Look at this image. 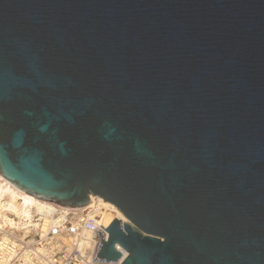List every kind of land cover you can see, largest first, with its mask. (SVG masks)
<instances>
[{
    "label": "water",
    "instance_id": "water-1",
    "mask_svg": "<svg viewBox=\"0 0 264 264\" xmlns=\"http://www.w3.org/2000/svg\"><path fill=\"white\" fill-rule=\"evenodd\" d=\"M0 177L114 205L93 262L264 264V0H0Z\"/></svg>",
    "mask_w": 264,
    "mask_h": 264
},
{
    "label": "built area",
    "instance_id": "built-area-1",
    "mask_svg": "<svg viewBox=\"0 0 264 264\" xmlns=\"http://www.w3.org/2000/svg\"><path fill=\"white\" fill-rule=\"evenodd\" d=\"M3 201V200H1ZM0 216V264H120L127 253L116 262H93L102 231L108 238L101 210L90 201L73 208L55 204V208L38 212L32 208L30 217L19 224L13 211ZM120 219V218H119ZM9 220L14 223L10 224ZM45 220L47 224L45 225ZM122 222L126 221L124 218ZM104 228H102V227Z\"/></svg>",
    "mask_w": 264,
    "mask_h": 264
},
{
    "label": "bare ground",
    "instance_id": "bare-ground-1",
    "mask_svg": "<svg viewBox=\"0 0 264 264\" xmlns=\"http://www.w3.org/2000/svg\"><path fill=\"white\" fill-rule=\"evenodd\" d=\"M92 204L101 210L104 224H109L114 218H120L124 220L120 211L111 203L104 201L97 196H91ZM3 200V201H1ZM32 208H35L38 212H45L55 208V204L37 199L27 193L19 191L11 184L6 182L0 177V216L4 215V210L13 211L18 217L19 224L23 219L30 217ZM10 224L14 222L9 220ZM45 225L47 220H45Z\"/></svg>",
    "mask_w": 264,
    "mask_h": 264
}]
</instances>
